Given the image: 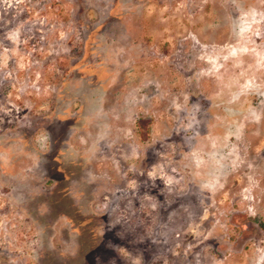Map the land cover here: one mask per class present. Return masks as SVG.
I'll return each mask as SVG.
<instances>
[{"label": "rangeland", "instance_id": "374dc122", "mask_svg": "<svg viewBox=\"0 0 264 264\" xmlns=\"http://www.w3.org/2000/svg\"><path fill=\"white\" fill-rule=\"evenodd\" d=\"M0 264H264V0H0Z\"/></svg>", "mask_w": 264, "mask_h": 264}]
</instances>
